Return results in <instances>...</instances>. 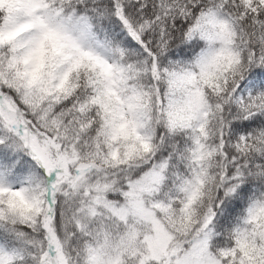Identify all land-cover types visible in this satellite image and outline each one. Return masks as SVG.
I'll use <instances>...</instances> for the list:
<instances>
[{
    "label": "snow or ice",
    "instance_id": "snow-or-ice-1",
    "mask_svg": "<svg viewBox=\"0 0 264 264\" xmlns=\"http://www.w3.org/2000/svg\"><path fill=\"white\" fill-rule=\"evenodd\" d=\"M0 264H264V0H0Z\"/></svg>",
    "mask_w": 264,
    "mask_h": 264
}]
</instances>
